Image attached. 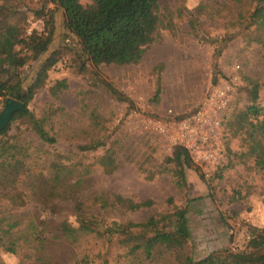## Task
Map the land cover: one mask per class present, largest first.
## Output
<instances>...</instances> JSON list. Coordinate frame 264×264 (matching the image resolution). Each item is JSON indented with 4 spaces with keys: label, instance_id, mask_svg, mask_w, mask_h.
<instances>
[{
    "label": "rangeland",
    "instance_id": "rangeland-1",
    "mask_svg": "<svg viewBox=\"0 0 264 264\" xmlns=\"http://www.w3.org/2000/svg\"><path fill=\"white\" fill-rule=\"evenodd\" d=\"M18 1L26 5L27 32L43 31L45 18L34 16L43 0ZM90 1L82 0L84 4ZM54 6L47 4V8ZM159 6L167 21L139 63L94 66L89 62L81 70L75 50L70 46L61 50L46 84L29 105L38 117L49 116L45 126L57 141L48 144L25 124H12L10 141L21 144L24 153L18 155L23 160L19 170L8 177L0 170V191L7 194L0 198L4 215L21 220L22 225L45 223L47 230H53L64 220L73 222L80 203L86 211H98L102 195L110 201L113 194L135 202L153 200L150 207L137 211L111 204L104 211L103 223L139 221L189 203L192 239L186 245L188 253L202 258L217 250L250 249L251 229L264 227V168L249 155L246 133L237 132L231 123L255 94L264 105V42L250 41L251 30L237 29L236 18L249 6L246 0H160ZM196 9L199 35L190 27L189 14ZM55 16L57 38L52 49L62 40L73 44L64 12L58 10ZM220 41L225 45L215 57ZM32 64L23 68L29 79L34 76ZM38 65L34 63V69ZM62 79L67 87L52 90ZM105 82L131 101L117 99ZM255 83L262 87L256 88ZM227 87L230 100L218 112L221 127L210 141L220 158L208 164L193 161L199 169L187 168V184L180 186L175 164L169 160L175 145L151 126V120L176 124L206 105L217 89ZM94 139L106 145L97 150L79 148ZM108 148L115 150L117 160L112 173L99 162ZM59 162L71 171L61 173L62 185L54 194L52 178ZM5 245L6 239L0 237V264H44L43 253L29 243L19 245L15 252ZM46 251L50 264H73L84 255L89 258L86 264H103L105 259L121 264L131 260L135 264H174L176 260L175 254L165 249L159 250L153 261L144 257L129 260L118 238L106 241L94 235L83 236L77 244L55 241Z\"/></svg>",
    "mask_w": 264,
    "mask_h": 264
},
{
    "label": "trees",
    "instance_id": "trees-1",
    "mask_svg": "<svg viewBox=\"0 0 264 264\" xmlns=\"http://www.w3.org/2000/svg\"><path fill=\"white\" fill-rule=\"evenodd\" d=\"M52 2L54 8H47ZM160 0H91L84 4L82 0H43L40 8L34 10L36 18L44 17L46 27L43 31L33 29L27 32L26 5L21 6L18 0H0V103L3 107L7 98L12 97L24 103L23 110L14 113L10 124L0 131V170L5 177L19 170L23 160L18 158L24 153V148L17 142H11L12 124L16 121L25 124L35 132L41 140L48 144L57 141L45 124L49 116L38 117L29 107L38 90L47 82L51 68L59 61L61 50L72 47L80 62L81 70L86 69L90 62L94 66L100 64H136L143 58L146 48L157 37L159 30L164 26L167 17L161 13ZM249 4L246 12L236 18L239 30L250 31L254 35L250 41L264 42V0H246ZM27 9V8H26ZM200 10V7L198 8ZM198 9L191 11L190 27L198 34L200 23ZM62 10L65 14V23L73 44H61L52 49L57 38L56 12ZM202 38V37H201ZM222 41V40H221ZM215 47V57L219 56L225 44ZM39 65L34 69V63ZM33 63L34 76L29 79L23 71L24 66ZM218 69L217 62L215 70ZM159 83L161 78H158ZM217 81V78L214 79ZM111 93L119 100L131 101L125 94L111 83L105 82ZM256 88L262 85L255 83ZM67 87L66 80H59L52 90ZM264 87V83H263ZM161 91L159 85L157 97ZM255 94L252 102L242 108L231 123L237 132L246 133L250 143L249 155L255 156L258 167L264 168V105L257 101ZM1 112V111H0ZM181 117V116H179ZM106 143L101 139H94L79 146L82 151L97 150ZM175 164L177 182L180 186L187 184L186 169H199L192 160L187 149L175 146L172 157ZM100 164L107 173L117 168L115 150L108 148L100 157ZM51 186L58 194L62 181V172H70V168L62 162L57 163ZM13 168V170H12ZM7 196L0 191V198ZM11 199L16 201L17 197ZM20 199V198H19ZM98 211H86L82 203L76 208L73 222L64 220L53 230H47L45 223L29 222L22 225L21 220H11L0 210V237L6 239V248L15 252L19 245L29 243L37 252L43 253V263L50 264L52 259L46 255L50 244H77L83 236L94 235L106 241L118 238L126 248L125 256L154 260L155 254L165 249L172 251L176 260L174 264H264V227H253L248 244L250 249L232 251L229 249L217 250L202 258H195L186 250V245L192 239V231L188 218L189 203L183 207H176L172 212H161L149 215L143 220H128L125 222L112 220L103 223L104 213L111 204H118L128 211H137L150 207L153 200L147 199L135 202L119 194L109 198L100 197ZM23 202V201H22ZM97 203V202H96ZM98 204V203H97ZM92 208V207H91ZM102 210V212H101ZM105 211V212H104ZM88 256L77 258L73 264L88 263ZM131 260L127 264H135ZM103 264H121L120 261L110 263L105 259Z\"/></svg>",
    "mask_w": 264,
    "mask_h": 264
},
{
    "label": "built area",
    "instance_id": "built-area-1",
    "mask_svg": "<svg viewBox=\"0 0 264 264\" xmlns=\"http://www.w3.org/2000/svg\"><path fill=\"white\" fill-rule=\"evenodd\" d=\"M231 89H217L209 102L197 112L184 117L176 124H163L151 120V126L167 136L175 146L187 149L196 163L208 164L218 158V152L210 146L221 127L220 115L229 103Z\"/></svg>",
    "mask_w": 264,
    "mask_h": 264
},
{
    "label": "water",
    "instance_id": "water-1",
    "mask_svg": "<svg viewBox=\"0 0 264 264\" xmlns=\"http://www.w3.org/2000/svg\"><path fill=\"white\" fill-rule=\"evenodd\" d=\"M24 108L25 105L23 102L12 97L7 98L0 112V131L10 124L15 112L23 110Z\"/></svg>",
    "mask_w": 264,
    "mask_h": 264
}]
</instances>
